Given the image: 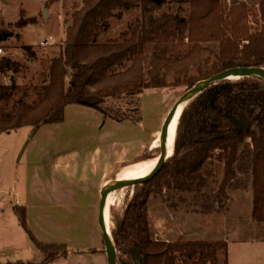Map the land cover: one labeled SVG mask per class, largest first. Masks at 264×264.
Returning <instances> with one entry per match:
<instances>
[{"label":"trees","instance_id":"obj_1","mask_svg":"<svg viewBox=\"0 0 264 264\" xmlns=\"http://www.w3.org/2000/svg\"><path fill=\"white\" fill-rule=\"evenodd\" d=\"M166 1L85 0L83 8L73 13V25L50 61L48 81L37 100L29 101L28 92L14 99L16 83H0V132L59 124L65 119L68 105L75 103L101 105L146 90L166 91L163 89L172 87L174 82L190 89L197 82L231 68L264 67V0H260L259 7L262 23L255 30L251 19L254 8L244 1L232 5L227 13L223 0H186L190 4L186 17L180 12H166L144 18L130 37L123 34L106 41L99 39L109 29L114 10L135 7L138 3L148 9L162 6ZM35 22V18L32 22L20 18L17 25L23 28ZM13 34L0 30V41H6ZM209 42L219 43L215 61L205 59L204 45ZM148 46H152L150 56L146 55ZM178 47L182 50L177 51ZM23 49L36 57L32 45L24 44ZM145 61L151 66L144 80L134 71ZM203 64H206L205 71L201 70ZM19 66L13 58L3 57L0 76L18 71ZM192 66L198 67V75L189 76ZM120 68L126 69L120 71ZM169 73H174L173 82L168 81ZM178 120L171 154L159 175L135 186L122 216L115 213L112 202L109 204L117 264H138V260L141 264H179L178 253L186 264H219V252L226 256L224 264H229L228 240L178 243L154 240L148 220L149 199L163 186L180 192L202 191L213 161H218L224 169L218 195L221 199L226 197L227 189L237 178L235 166L245 149L251 151V216L255 221H264V80L258 77L225 79L211 84L190 100ZM159 151L160 148H147L140 160L153 158ZM115 174H110L107 181ZM19 220L27 229L24 210L19 211ZM32 239L45 256L40 264H50L65 251L43 245L33 236Z\"/></svg>","mask_w":264,"mask_h":264},{"label":"rangeland","instance_id":"obj_2","mask_svg":"<svg viewBox=\"0 0 264 264\" xmlns=\"http://www.w3.org/2000/svg\"><path fill=\"white\" fill-rule=\"evenodd\" d=\"M241 1L254 8L251 19L255 30L257 24L262 23V21L259 22L261 20L259 16L260 0H223L226 12L229 13L231 6ZM84 3L85 0H0V30H8L14 33L6 41H0V47L4 49L3 53L0 54V59L8 56L20 64L18 71L1 74L0 83L6 85L5 76H9L8 84L16 83L17 92L14 99H18L25 92H28L27 98L33 102L43 93V86L48 81L50 61L57 55L62 44L66 41L68 28L73 25V13L82 9ZM189 10L190 4L186 0H167L162 6L155 5L148 9H145L141 3L135 7H122L119 10H114V16L109 18V29L99 39L106 41L107 38H119L123 34H128L130 37L135 26L144 18L147 19L172 11L180 12L186 17ZM20 18H26L30 22H32V18H35L37 22L29 23L22 28L17 25ZM50 36H52L50 45L43 46L42 40L49 39ZM24 44L33 46L36 57H31L26 53L23 49ZM204 47L205 59L209 57L215 61L219 54V43H205ZM181 50L182 47H178L177 51ZM151 53L152 46H148L146 55L150 56ZM150 66L149 61H145L137 67L134 74L145 80L148 78ZM125 69L120 68L119 70ZM205 69L206 64H203L201 70L205 71ZM199 73L198 67L192 66L189 76ZM69 74H72L71 71ZM167 77L169 82H173L174 73H169ZM91 89L95 91L94 88ZM163 90L171 92L158 89L151 90L156 96L144 101L146 106L141 121L148 124L145 126L148 129L158 128L161 120L166 118L173 109L176 100L190 89L182 83L176 84L174 82L172 87ZM176 96L177 99L173 105L171 103ZM136 101V98L127 97L123 101L114 102L117 104L110 105L108 103L107 107H116V112L128 115L125 112L127 108L133 110L140 106L139 102L137 105H131V102L136 103ZM13 103L14 100L9 105L11 106ZM2 106H4L3 103ZM107 107L101 108L75 103L68 105L65 119L59 124H44L37 129L26 126V128L19 130L0 132V186L4 191L0 193V197L4 198V204L9 207L15 203L14 192L25 186L27 172L30 170V172L40 174L44 160L51 166V164L60 162L62 155L76 152V150H80L82 153L90 152L96 145L106 149V142L114 140H116L117 145L119 144V148H122L133 136L136 139L141 138V133L137 134L135 131H133L135 133H129L127 129L129 127L126 123L120 124L106 118L102 112H105L106 110L103 108ZM117 107L121 109H117ZM147 133H143V135L148 136ZM127 138L129 140H125ZM160 152L161 150L159 155L153 154L155 157L150 158V160L159 161ZM168 154L170 156V153ZM143 161L132 165L117 166L115 171L117 174L113 179H121L128 170L142 166L145 163ZM250 161L251 151L245 149L241 154L239 163L235 166L238 170L237 178L227 189V196L222 199L218 192L223 180L224 169L218 161H213L208 167L209 172H206L207 185L202 191L180 192L163 186L160 192L152 193L149 199L148 216L151 237L158 241L167 240L177 243L210 239H213L212 241L227 240L228 238L231 264H263L264 221H255L251 216L253 187L251 185ZM50 176L52 177L51 182L55 186H63L69 190L71 198L64 199V203H81L83 201L86 205L85 208H80L77 214L81 217L80 220H84V223H81L78 238L81 242L85 240L87 246H94L90 232H93L94 227L96 230L97 228L95 223L93 225L91 216L87 215L90 210L88 207L90 201L87 199L89 197L88 192L93 188H90L89 184L79 182L66 185L55 180L54 175ZM34 183L41 184L39 177L34 179ZM84 190L87 191L84 192ZM134 192L135 186H129L110 194L109 204L110 202L114 204V211L118 217L119 215L122 216L128 205L127 202ZM78 193L80 196L76 199L74 196ZM93 195L95 196L94 201L97 200V193ZM8 222H12L11 219L4 221V223ZM98 230L99 233L103 234L102 228ZM82 244L83 242L74 243L79 248ZM32 246L33 254L37 258H32L31 262L42 263L45 256L34 244ZM93 250L84 251L88 253L96 251ZM11 251V248L1 246L0 243V264H19L13 260L21 258L24 262H29V258L22 254L25 250H17L13 254ZM18 253L19 255H17ZM178 255V263L186 264L180 253ZM218 257L219 264H224L226 258L224 253L219 252ZM62 260H57L53 264H74Z\"/></svg>","mask_w":264,"mask_h":264},{"label":"crops","instance_id":"obj_3","mask_svg":"<svg viewBox=\"0 0 264 264\" xmlns=\"http://www.w3.org/2000/svg\"><path fill=\"white\" fill-rule=\"evenodd\" d=\"M153 96H156V94L151 91H145L139 95H127L129 98L137 99L136 103L131 102V105H137L138 102L140 105L137 109L133 110L127 108L125 112L128 115L116 112V107H107L108 103L110 105L117 104L114 102L123 101L127 97L120 100L108 101L101 105H93L101 108L104 106L107 107L103 108L106 110L105 112L101 111L106 118H110L120 124L126 123L130 128H127L129 130L128 132H137V134L141 133V138L136 139L135 136L131 134V136H133L132 139L125 143L122 148H119V144L117 145L116 140H114L112 142H106V149H103L100 145H96L90 152L82 153L80 150H76V152L62 155L63 157L60 159V162L53 165L51 164V166L44 160L42 169H40L39 172L40 174L30 172V170L27 172L25 186L20 187L18 191L14 192L15 203H12L14 206L11 204L8 207L4 204V198L0 197L1 246L11 248L12 254L17 250H25L22 254L29 258V262H24L22 258L13 261L18 262L19 264H39L37 263L38 261L35 263L31 262L32 258H37V256L33 254L32 245L34 244L39 251H41L34 239H32L33 236V238L40 241L43 245L46 244L52 247L61 248L60 251L65 250L64 253L62 252V256L58 257L50 264L62 259V261H69L74 264H109L105 238H103V234L101 232L99 233L98 230L101 229L100 221L98 220L100 214L99 204L101 201V193L103 187L112 181H107V179L110 174L116 171L117 166L142 163L143 160L149 161L150 159L140 160L145 150L151 147L160 148V135L165 122L164 120L167 117H164V119L161 120L162 122L158 128L152 127L151 129H148L145 127L148 124H144L141 121V116L144 114L146 106L144 105V101ZM176 99L177 96L171 104H173ZM117 109L121 108L117 107ZM139 118L141 122L138 121ZM143 133H147L148 136H144ZM125 140L129 139L127 138ZM50 175H54L55 180L66 185L79 182L89 184V187L93 188L88 192L89 197L87 199L90 201L88 204L90 210L87 215L89 217L91 216L90 219L93 221V225L94 223L96 224L95 226L97 228L96 230L94 227L93 232H90L94 246H87L85 240L82 241L83 244L80 248L74 245V243H82L80 238H78V235L80 233L81 223H84V220H80L81 217L77 216V214L79 209L85 208L86 205L83 201L81 203H64V199L71 198V194L65 187H59V185L55 186V184L51 182L52 177ZM38 177L41 184L34 183V179ZM86 191L87 190H84V192ZM2 192L4 191L0 186V193ZM94 193H97V200L95 201ZM79 196L78 193V195H75L74 197L77 199ZM18 210H24L28 226L27 229L22 223H20ZM7 219H11L12 222L4 223ZM211 240L213 239L207 241ZM88 249H94L93 251H96L91 253L84 251ZM19 253L17 255H19ZM41 253L43 254L42 251ZM228 258V262L231 264L230 251ZM262 263L264 264V261Z\"/></svg>","mask_w":264,"mask_h":264},{"label":"water","instance_id":"obj_4","mask_svg":"<svg viewBox=\"0 0 264 264\" xmlns=\"http://www.w3.org/2000/svg\"><path fill=\"white\" fill-rule=\"evenodd\" d=\"M48 12V11H47ZM261 78L264 80V67L262 66H253V67H239V68H231L228 70L223 71L222 73L213 75L209 78H206V80H202L198 82L196 85L192 86L190 90L185 92L182 96H180L176 102L174 103V107L165 119V122L162 127L161 132V142H160V157L158 161V165L155 169V171L147 176L144 177L140 181H130V180H124V179H116L110 181V183L106 184L103 187L102 193H101V201H100V214H99V221L100 226L103 231V238H105V244H106V252L109 257V264H117V253H116V246L114 239L112 238L111 232L109 228H107L106 224V212H107V200L110 197V194L114 191H117L119 189H126L129 186H136L139 184H143L144 182H149L152 179H154L156 176L159 175V173L164 168L168 157L169 152L167 150V141H168V129L170 124L172 123L176 113L180 108H183L192 100L194 97L198 96L207 88L216 82L223 81L225 79H239V78ZM181 110V111H182ZM171 154V153H170ZM138 264H141V261L138 260Z\"/></svg>","mask_w":264,"mask_h":264},{"label":"bare ground","instance_id":"obj_5","mask_svg":"<svg viewBox=\"0 0 264 264\" xmlns=\"http://www.w3.org/2000/svg\"><path fill=\"white\" fill-rule=\"evenodd\" d=\"M182 108H180L178 110V112L176 113L172 123L170 124L169 126V129H168V141H167V150L168 152L170 153L171 152V148H172V145H173V142H174V139H175V133H176V130H177V126H178V118L181 114V111ZM158 165V161L157 160H149V161H145V163L142 164V166H140L139 168H134V169H130L126 172V174L124 176L121 177V179H124V180H130V181H140L142 180L144 177H147L149 175H151L156 167ZM107 205H108V208H107V212H106V224H107V228H109L110 230V221H109V198L107 200Z\"/></svg>","mask_w":264,"mask_h":264},{"label":"built area","instance_id":"obj_6","mask_svg":"<svg viewBox=\"0 0 264 264\" xmlns=\"http://www.w3.org/2000/svg\"><path fill=\"white\" fill-rule=\"evenodd\" d=\"M50 40H52V36H50L49 37V39H45V40H42V42H41V44L43 45V46H48V45H50V43H51V41ZM3 48L2 47H0V54H2L3 53ZM9 77V76H8ZM7 76H5V81H6V85L8 84V78Z\"/></svg>","mask_w":264,"mask_h":264}]
</instances>
